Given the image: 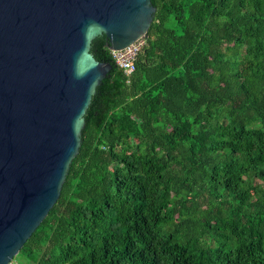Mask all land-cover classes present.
Instances as JSON below:
<instances>
[{
	"label": "trees",
	"instance_id": "obj_1",
	"mask_svg": "<svg viewBox=\"0 0 264 264\" xmlns=\"http://www.w3.org/2000/svg\"><path fill=\"white\" fill-rule=\"evenodd\" d=\"M152 3L131 74L92 40L112 67L16 264H264V0Z\"/></svg>",
	"mask_w": 264,
	"mask_h": 264
},
{
	"label": "water",
	"instance_id": "obj_2",
	"mask_svg": "<svg viewBox=\"0 0 264 264\" xmlns=\"http://www.w3.org/2000/svg\"><path fill=\"white\" fill-rule=\"evenodd\" d=\"M152 0H0V264L14 260L58 201L84 115L119 50L148 36Z\"/></svg>",
	"mask_w": 264,
	"mask_h": 264
},
{
	"label": "built area",
	"instance_id": "obj_3",
	"mask_svg": "<svg viewBox=\"0 0 264 264\" xmlns=\"http://www.w3.org/2000/svg\"><path fill=\"white\" fill-rule=\"evenodd\" d=\"M147 37L140 36L128 46L115 50H111V55L115 60L116 64L123 69L126 74H131L135 69V61L138 58L139 53L142 51L146 44ZM8 264H16L13 260Z\"/></svg>",
	"mask_w": 264,
	"mask_h": 264
},
{
	"label": "rangeland",
	"instance_id": "obj_4",
	"mask_svg": "<svg viewBox=\"0 0 264 264\" xmlns=\"http://www.w3.org/2000/svg\"><path fill=\"white\" fill-rule=\"evenodd\" d=\"M14 260H15V262H17V260H18V257H15V259H14Z\"/></svg>",
	"mask_w": 264,
	"mask_h": 264
}]
</instances>
